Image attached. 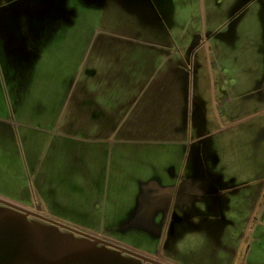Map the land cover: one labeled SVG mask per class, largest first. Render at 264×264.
Segmentation results:
<instances>
[{
	"label": "rangeland",
	"instance_id": "obj_1",
	"mask_svg": "<svg viewBox=\"0 0 264 264\" xmlns=\"http://www.w3.org/2000/svg\"><path fill=\"white\" fill-rule=\"evenodd\" d=\"M32 1L0 0V20L10 15L2 8ZM31 4L34 10L19 13L23 31L33 23L53 27L58 22V15L50 16L52 1ZM74 4L77 29L67 27L64 37L78 38L85 51L89 40L113 38L124 44L120 39L126 37L137 45L146 39L152 49L148 52L160 48L161 37L181 50L185 57L179 78L187 99L180 132L188 153L179 169L174 165L177 179L167 213L159 212L158 202L144 205L138 186L144 174L134 167L130 171L136 156L122 144L123 125L112 133L106 126L68 124L69 132L64 133L55 119L48 121V114L41 112L43 106L51 112L65 77L75 73L67 66L61 74L59 65L72 62L53 60L57 49L50 47L52 57L40 61L41 70L38 63L27 94L19 93L27 98L29 109H24L33 116L29 121L33 134L29 131L27 141L21 133L19 141L0 137V264H264V231H257L264 229L259 215L264 188H213L206 170L218 168L223 125L237 117L238 109L229 114L233 111L222 100L223 81L236 101L240 88L264 87V0H76ZM71 5L67 0L66 7ZM64 43L69 54L70 45ZM12 55L0 45V69L5 62L23 61L18 54L11 59ZM88 55L84 62L95 63L103 73L106 60ZM83 72L79 74L90 83ZM101 97L107 94L100 93V103ZM1 106L0 114L9 111ZM261 112L241 109L238 116L248 121ZM4 125L0 123V136ZM87 132L98 140L82 161L75 162L69 147L89 145ZM232 148L230 156L234 142ZM187 177L192 178L186 188L190 192L183 194Z\"/></svg>",
	"mask_w": 264,
	"mask_h": 264
},
{
	"label": "crops",
	"instance_id": "obj_2",
	"mask_svg": "<svg viewBox=\"0 0 264 264\" xmlns=\"http://www.w3.org/2000/svg\"><path fill=\"white\" fill-rule=\"evenodd\" d=\"M50 1L53 2L52 5L49 4L52 11L50 16L58 15V22L53 27L50 23L30 24L35 30L33 33L30 32V26L23 31L19 23L21 16L19 13H24L27 8L34 10L35 4L18 3L9 8H2V12L10 15L0 20V45L4 53L13 54L11 59L18 54L23 61L16 65L5 62L4 70L0 69L1 107L4 112L9 108L12 114V117L9 116V111L0 114V123L5 124L0 137L12 142L19 141L21 133L22 139L27 141L29 131L33 134V125L29 123L33 116L24 109V107L29 109L27 98L19 93L24 90V95L27 94L38 63L41 70L43 62L40 61H44L45 56L50 58V47L55 46L57 55L56 58L51 56L53 60L72 62L69 65L66 62L62 63L63 67L59 65L61 74L62 72L64 74L67 66L70 67L69 71L75 73L68 78L65 77L64 86L56 95L51 112H47L46 106H43L41 112L48 114L46 118L48 121L55 119V124L64 133L69 132L66 129L68 124L106 126L112 133L115 132L116 126L123 125L126 135L123 134L121 138L122 144L124 148L125 146L128 148L127 150L134 151L136 156L130 171L133 172L136 168L138 174H144L143 181L140 179L138 181L140 195L144 200L142 202L146 206L158 202L162 205L159 212L166 214L175 189L177 168L179 169L183 155L188 153L185 152L184 133L180 132L182 119L186 115L185 84L179 78L180 75L183 76L180 63L185 56L178 47L170 44L169 39L163 37L159 39L161 43L156 40L161 45L160 48L152 52H148L152 49L148 48L146 39H142L137 45L129 42L130 39H134L131 37L120 39L125 42L124 44L118 43L119 40L113 38L100 39L96 42L89 40L85 51L84 47H79L78 38L73 35L70 38L64 37L67 27L77 29L76 24L73 23L77 8L74 4L76 0L73 2L70 0L72 3L70 8L66 7L67 0ZM53 29L56 30L54 37H51ZM57 29L58 33H56ZM60 31L63 32L60 34ZM64 42L70 45L69 54L64 52L66 50ZM89 53L106 60L103 73H98L95 63L87 64V60L84 62L82 58L89 57ZM84 63H86L85 68ZM82 69L85 77L91 80V85L79 74L82 73ZM26 76V84H23V78ZM221 92L224 94L222 100L225 104H229L233 111L229 114H233L235 109L238 110L235 120L223 125L225 132L219 139L222 144L219 146L218 168L210 166L206 169L209 173L210 185L221 190L234 186L264 188V87L253 91H243L240 88L237 101L227 94L225 81ZM100 93L107 94V97H101L102 103L97 100ZM227 108L226 106V111ZM256 108L261 109L260 115L257 113L248 121H241L243 117L238 116V111ZM228 124L232 125L230 129ZM85 137L87 142H91L89 145L72 144L69 147V152L76 159L75 162L82 161L88 151H91L90 146L93 142L98 140L96 135L89 132ZM233 142L234 153L230 156ZM127 150L125 148V151ZM89 154L91 155V152ZM246 154L248 155L243 161V155ZM174 165H177V168ZM187 178L182 184L183 194L190 192L186 188L191 184L192 178ZM207 187L209 188V185ZM159 198L163 200L159 202ZM253 211L254 208L252 215ZM259 215L264 221V209ZM257 231L263 232L264 229L259 228Z\"/></svg>",
	"mask_w": 264,
	"mask_h": 264
}]
</instances>
